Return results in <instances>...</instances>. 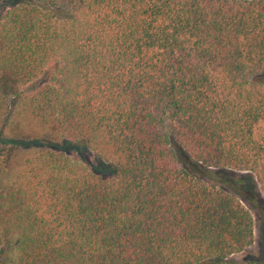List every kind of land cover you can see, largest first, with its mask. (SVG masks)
Listing matches in <instances>:
<instances>
[{
  "label": "trees",
  "instance_id": "obj_1",
  "mask_svg": "<svg viewBox=\"0 0 264 264\" xmlns=\"http://www.w3.org/2000/svg\"><path fill=\"white\" fill-rule=\"evenodd\" d=\"M1 74L113 172L47 149L8 168L0 264H235L253 245L249 209L176 150L264 194V0H20Z\"/></svg>",
  "mask_w": 264,
  "mask_h": 264
},
{
  "label": "rangeland",
  "instance_id": "obj_2",
  "mask_svg": "<svg viewBox=\"0 0 264 264\" xmlns=\"http://www.w3.org/2000/svg\"><path fill=\"white\" fill-rule=\"evenodd\" d=\"M20 0H0V17ZM41 83V82H40ZM39 82L36 85L40 84ZM14 87L10 80L0 75V188L2 176L8 168L20 166L33 150H51L63 153L87 166L101 178H108L113 168L95 157L88 149L58 139L54 131L41 127L17 105ZM26 95L28 86L21 89ZM178 159L190 173L203 180L221 186L239 197L253 217L254 243L245 252L231 256L235 264H264V194L254 177L247 172L228 169H203L190 160L182 150H176Z\"/></svg>",
  "mask_w": 264,
  "mask_h": 264
}]
</instances>
